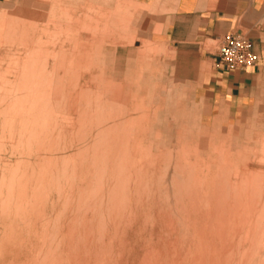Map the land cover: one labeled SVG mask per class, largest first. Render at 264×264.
I'll list each match as a JSON object with an SVG mask.
<instances>
[{
  "label": "rangeland",
  "instance_id": "obj_1",
  "mask_svg": "<svg viewBox=\"0 0 264 264\" xmlns=\"http://www.w3.org/2000/svg\"><path fill=\"white\" fill-rule=\"evenodd\" d=\"M152 13L0 9V264H264V123L216 112L214 60Z\"/></svg>",
  "mask_w": 264,
  "mask_h": 264
},
{
  "label": "crops",
  "instance_id": "obj_2",
  "mask_svg": "<svg viewBox=\"0 0 264 264\" xmlns=\"http://www.w3.org/2000/svg\"><path fill=\"white\" fill-rule=\"evenodd\" d=\"M13 0H0V9ZM150 7L151 33H159L163 40L178 49L190 48L199 55L214 60L216 52L208 50L207 42H221L228 33L247 37L258 54V64L246 70L224 73L216 69L207 74L209 92L213 94L216 112L227 113L232 125L248 126L250 122L264 123V0H139ZM204 51V52H203ZM248 124V125H247ZM240 162L248 161L238 153ZM156 159H158L156 157ZM160 160V159H159ZM238 161L237 158H222ZM256 161V160H255ZM252 168L251 174L264 169Z\"/></svg>",
  "mask_w": 264,
  "mask_h": 264
},
{
  "label": "built area",
  "instance_id": "obj_3",
  "mask_svg": "<svg viewBox=\"0 0 264 264\" xmlns=\"http://www.w3.org/2000/svg\"><path fill=\"white\" fill-rule=\"evenodd\" d=\"M259 56L253 51L251 41L241 33H228L218 45L214 64L224 73L255 67Z\"/></svg>",
  "mask_w": 264,
  "mask_h": 264
},
{
  "label": "bare ground",
  "instance_id": "obj_4",
  "mask_svg": "<svg viewBox=\"0 0 264 264\" xmlns=\"http://www.w3.org/2000/svg\"><path fill=\"white\" fill-rule=\"evenodd\" d=\"M59 91V90H58ZM90 106V105H89ZM99 106V105H98ZM158 190V189H157ZM215 207V206H214ZM196 209V208H195ZM217 209V208H216ZM215 211V210H214ZM195 212H196V210H195ZM202 216V215H201ZM203 217V216H202ZM216 217V215H214V218ZM203 221H205L204 220V218H203ZM207 221V220H206ZM214 221V220H213ZM205 223V222H204ZM215 225H216V223H215ZM204 226H206V225H204ZM208 226V225H207ZM206 226V227H207ZM197 227V226H196ZM200 228V227H199ZM213 228H214V226H213ZM197 229V228H196ZM85 230V229H84ZM197 230H199V229H197ZM88 231V230H87ZM215 231V230H214ZM198 232V231H197ZM212 232V230L210 231V233ZM91 233V232H90ZM198 233H201V232H198ZM212 234V233H211ZM215 237V236H214ZM216 241V240H215ZM206 242V241H205ZM203 243H204V241H203ZM215 244V243H214ZM215 246V245H214ZM201 248V247H200ZM216 249V248H215ZM205 250V249H204ZM116 257V256H115ZM198 257V256H197ZM202 257V256H201ZM117 258V257H116ZM190 258V257H189ZM188 258V259H189ZM199 258V257H198ZM200 261V260H199ZM220 261V260H219ZM192 264H193V260H192V262H191ZM82 264H84V263H82ZM115 264H121L120 263V261L118 260V261H115ZM123 264V263H122ZM143 264H149L147 261H144V263ZM197 264H198V261H197ZM201 264V263H200ZM230 264H231V262H230Z\"/></svg>",
  "mask_w": 264,
  "mask_h": 264
}]
</instances>
